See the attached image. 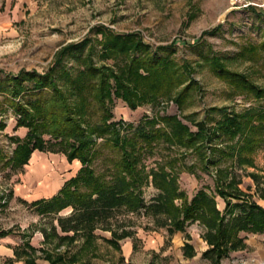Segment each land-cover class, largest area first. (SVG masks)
Masks as SVG:
<instances>
[{"label": "trees", "instance_id": "trees-1", "mask_svg": "<svg viewBox=\"0 0 264 264\" xmlns=\"http://www.w3.org/2000/svg\"><path fill=\"white\" fill-rule=\"evenodd\" d=\"M252 10L264 22V12ZM217 31L218 26L202 32L195 44ZM94 33L100 38L86 37L62 47L43 73L20 70L0 78V114L9 111L17 126L27 129L22 140L10 139L14 148L4 165L19 170L33 151L62 153L67 162L80 165L54 196L29 205L40 215L70 210L65 218L56 219L62 233L55 234L57 241L71 245L80 237L83 251L94 240L93 230L102 228L111 232L112 240L107 243L118 249L116 240L129 233L110 228L117 214L148 218L151 226L145 228L164 230L167 239L184 233L196 222L206 245L199 258L219 264L230 253L244 248L243 234L264 237V209L238 191L235 184L239 179L229 170L248 163L254 153L264 150V89L245 74L228 70L224 64L227 58L209 52L204 62L232 96L260 101L259 106L240 114L209 108L198 122L192 121L191 115L144 118L136 127L115 122L109 108L112 99L120 100L131 111L171 101L181 112L198 86L191 78L194 70L190 63L174 60L172 43L151 48L136 32L119 34L98 27ZM237 54L242 60L264 58V26L260 42L240 48ZM97 61L101 63L95 65ZM94 107L100 112L97 123L90 122ZM3 128L0 121V130ZM97 139L101 142L96 143ZM159 147L170 154L145 170L143 162L154 157ZM102 148L115 155L106 158L108 166L96 175L91 164ZM188 155L194 162L186 165ZM212 168L216 173L212 194L201 186L187 198L178 185L179 171L199 180L196 170L211 175ZM147 184L156 194L145 201L142 188ZM215 197L223 203L221 211ZM9 233L0 231V237ZM35 252L23 243L19 251L14 250V257H25L24 264H86L66 252H41L39 257ZM194 254L192 246L184 243L183 257L191 259Z\"/></svg>", "mask_w": 264, "mask_h": 264}, {"label": "rangeland", "instance_id": "rangeland-1", "mask_svg": "<svg viewBox=\"0 0 264 264\" xmlns=\"http://www.w3.org/2000/svg\"><path fill=\"white\" fill-rule=\"evenodd\" d=\"M28 1V16L20 22L12 23L8 30H0V78L6 74H16L20 70L43 73L62 47L77 43L86 37L99 39L100 35L95 34L94 29L103 27L119 34L136 32L151 48L172 43L174 60L178 64L184 61L190 63L194 70L191 78L198 86L191 92L181 112L171 101L141 106L131 111L120 100L112 99L109 108L115 122L121 121L136 127L144 118L162 115H191V120L198 122L204 118L209 108H226L228 113L240 114L249 107L260 105V101L232 96L227 85L210 72L203 57L212 52L215 56L227 58L224 64L228 70L245 74L254 85L264 89V58L251 61L237 57L240 48L257 45L263 37V19L257 17L252 8L264 12V0ZM217 26L219 31L216 34L205 35L199 44H195L198 43L202 32H208ZM100 63L97 61L95 65ZM99 116L100 112L95 109L90 122L97 123ZM0 121L4 125L3 130H0V195L6 196L24 176L20 177L21 173H18L17 169L4 165V160L11 156L14 148L10 139L22 140L27 129L17 126L16 118L9 111L0 114ZM182 123L194 130L188 122L182 120ZM120 133L122 134V131ZM42 138L47 140L45 136ZM100 142V139L96 140V143ZM156 153L154 157L143 162L145 170L154 167V161L170 154L163 147H159ZM174 154L175 152L171 153ZM114 155L108 149H100V154L96 155L91 164L94 173H103L108 166L106 158L110 159ZM193 162L194 158L189 155L184 160L186 165ZM68 167L71 169L70 174H74L79 164L73 161ZM229 170L239 179L235 184L238 191L260 207H264V150L254 153L248 163ZM210 172L212 176L196 170L199 177V180H196L192 175L180 170V190L187 198L201 186L206 187L212 194L215 168ZM250 175L256 179H252ZM155 194L156 191L149 184L142 188L145 201ZM214 199L217 209L221 211L222 201L218 197ZM5 202L7 205L0 206V230L14 231L16 240L21 241L18 242L19 245H33L35 257H39L41 252L52 255L66 252L68 255L74 254L79 263L86 264H208L199 258L206 245L201 238L202 228L196 222L188 225L184 233H175L167 239L164 230L145 228L151 226L148 218L117 214L110 228L117 233L119 229L129 233L128 237L116 240L118 249L107 243L112 240L110 231L95 228L92 232L94 240L82 251V238L77 237L70 245L59 243L55 237V234L62 236L56 219L68 216L69 209L57 215H40L30 206H21L8 199ZM257 237V242L264 245V237ZM184 243L193 248L195 254L191 259L182 255ZM245 248L244 242L242 250L230 253L219 264H237V261L245 260L244 255L235 257L236 253L244 251Z\"/></svg>", "mask_w": 264, "mask_h": 264}, {"label": "crops", "instance_id": "crops-1", "mask_svg": "<svg viewBox=\"0 0 264 264\" xmlns=\"http://www.w3.org/2000/svg\"><path fill=\"white\" fill-rule=\"evenodd\" d=\"M29 3L28 0H0V30L6 31L12 23L24 20L25 16H28L26 10ZM72 162H67L62 153L33 151L27 164L17 170L18 173H21L20 177L24 175L23 178H20L21 182L14 185L8 192L9 195H0L1 205H7L5 201L8 199L28 207L31 203L51 198L59 191L64 182L75 176L80 168L79 165L75 173L70 174L71 169L68 166ZM14 233V231H10L8 235L0 237V264H24L25 257L22 256L18 259L14 257V250L19 251V247L23 244H18L21 241L16 240ZM244 236L246 237L244 240L246 248L244 251L236 253L235 257L244 255L245 260L237 261V264H264V245L257 242L258 235Z\"/></svg>", "mask_w": 264, "mask_h": 264}]
</instances>
